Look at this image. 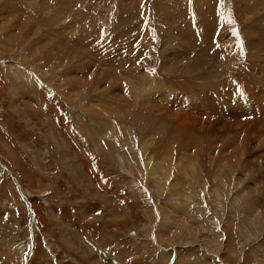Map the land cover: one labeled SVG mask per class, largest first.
Returning a JSON list of instances; mask_svg holds the SVG:
<instances>
[{
	"label": "rangeland",
	"instance_id": "374dc122",
	"mask_svg": "<svg viewBox=\"0 0 264 264\" xmlns=\"http://www.w3.org/2000/svg\"><path fill=\"white\" fill-rule=\"evenodd\" d=\"M263 43L264 0H0V264H264Z\"/></svg>",
	"mask_w": 264,
	"mask_h": 264
},
{
	"label": "bare ground",
	"instance_id": "6f19581e",
	"mask_svg": "<svg viewBox=\"0 0 264 264\" xmlns=\"http://www.w3.org/2000/svg\"><path fill=\"white\" fill-rule=\"evenodd\" d=\"M206 23H207V22H206ZM209 26H210V25H209ZM202 43H203V42H202ZM259 43H260V42H259ZM246 44H247V43H246ZM263 44H264V43H263ZM251 47H252V46H251ZM260 47H261V46H260ZM186 49H187V48H186ZM205 50H206V49H205ZM169 54H170V53H169ZM255 55H256V54H255ZM198 58H199V57H198ZM206 58H207V57H206ZM206 60H207V59H206ZM176 61H177V60H176ZM178 62H179V61H178ZM191 62H192V61H191ZM213 62H214V61H213ZM192 63H193V62H192ZM192 63H191V64H192ZM204 63H205V62H204ZM193 65H194V64H193ZM201 68H202V67H201ZM193 70H194V69H193ZM207 70H208V68H207ZM189 71H190V70H189ZM211 74H212V73H211ZM215 74H216V73H215ZM207 75H209V74H207ZM215 77H216V76H215ZM199 78H200V77H199ZM252 90H253V89H251V92H252ZM204 91H205V90H204ZM214 92H215V91H214ZM251 92H250V94H251ZM230 93H231V92H230ZM252 93H253V92H252ZM224 94H225V93H224ZM253 94H255V93H253ZM253 94H252V95H253ZM261 94H262V93H261ZM227 95H228V94H227ZM255 96H257V95H255ZM207 98H208V97H207ZM261 98H262V97H261ZM263 98H264V97H263ZM263 98H262V99H263ZM126 99H127V98H126ZM194 99H195V98H194ZM209 99H210V97H209ZM214 99L216 100V98H214ZM214 99H213V100H214ZM227 99H228V98H227ZM128 100H129V99H128ZM228 100H229V99H228ZM237 100H238V99H237ZM126 101H127V100H126ZM129 101H130V100H129ZM196 101H197V100H196ZM211 101H212V99H211ZM261 101L263 102V100H261ZM212 102H213V101H212ZM231 102H232V101H231ZM235 103H236V102H235ZM129 104H130V103H129ZM220 104H221V103H220ZM195 106H196V105H195ZM204 106H206V105H204ZM214 106H215V105H214ZM215 107H216V106H215ZM261 110H262V109H261ZM232 115H233V114H232ZM263 115H264V114H263ZM125 129H126V128H125ZM5 246H6V245H5ZM2 257H3V256H2ZM19 257H20V256H19ZM5 258H6V257H5ZM10 260H11V259H10ZM20 263H22V262H20Z\"/></svg>",
	"mask_w": 264,
	"mask_h": 264
},
{
	"label": "snow or ice",
	"instance_id": "6c2138e0",
	"mask_svg": "<svg viewBox=\"0 0 264 264\" xmlns=\"http://www.w3.org/2000/svg\"><path fill=\"white\" fill-rule=\"evenodd\" d=\"M221 2H223V0H221ZM217 46L219 47L220 45H217ZM237 91H239V89Z\"/></svg>",
	"mask_w": 264,
	"mask_h": 264
}]
</instances>
